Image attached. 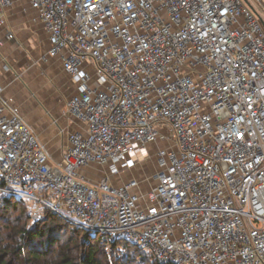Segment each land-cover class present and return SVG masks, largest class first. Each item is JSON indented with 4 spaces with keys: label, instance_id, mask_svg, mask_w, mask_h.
I'll return each instance as SVG.
<instances>
[{
    "label": "built area",
    "instance_id": "built-area-1",
    "mask_svg": "<svg viewBox=\"0 0 264 264\" xmlns=\"http://www.w3.org/2000/svg\"><path fill=\"white\" fill-rule=\"evenodd\" d=\"M23 1L48 36L41 60L59 59L76 86L65 112L84 127L54 160L0 82V193L157 264H264L257 9L248 0H0V30L6 10ZM254 2L264 11V0ZM189 31L203 42L184 39ZM237 97H251L252 108L240 109ZM233 127L250 129L245 142L227 135ZM156 144L151 176L113 181ZM91 164L104 168L96 183L98 170L85 172Z\"/></svg>",
    "mask_w": 264,
    "mask_h": 264
},
{
    "label": "rangeland",
    "instance_id": "rangeland-1",
    "mask_svg": "<svg viewBox=\"0 0 264 264\" xmlns=\"http://www.w3.org/2000/svg\"><path fill=\"white\" fill-rule=\"evenodd\" d=\"M248 1L264 19V11L260 5L254 0ZM32 19V14L14 13L6 19V25L2 29L4 38L2 44L0 43V81L6 88L5 94L15 98L27 123L34 129L40 141L48 147L53 159L59 161L62 158L64 139L59 135L54 124L52 110L54 105L57 110L63 109L75 92L76 86L62 70L59 61L45 63L40 60L41 54L47 48L44 42L45 35L42 25ZM7 30L14 33V39L7 38ZM32 32L35 35L31 36ZM30 37L34 39L31 40ZM157 147L158 144L148 146L145 149L147 155L144 154V150L140 151L139 154L145 157H142L137 168L131 172L132 175L151 176L155 172ZM85 169L89 171L98 169V175L92 179L94 183L104 174V168L99 164H91ZM151 183L146 181L144 187L148 188ZM4 197L0 195V247L2 252H8V261L12 264H24V257L29 255L30 249L32 250V246H28L27 251L22 255L18 252L13 253V248L19 244V230L38 228L45 230L47 234L49 227H54L53 234L61 240L72 234L73 227L67 222L49 217L53 213L50 208L26 200H13V202L11 200L7 203ZM43 240L45 242L49 240L47 235ZM54 248H57V245ZM124 249L128 257L122 255L123 251L119 252L117 249L111 250L107 247L104 249L106 253H103V257L108 262H112L111 264H115L116 258H119L117 264L151 263L149 255L141 250L131 246Z\"/></svg>",
    "mask_w": 264,
    "mask_h": 264
},
{
    "label": "trees",
    "instance_id": "trees-1",
    "mask_svg": "<svg viewBox=\"0 0 264 264\" xmlns=\"http://www.w3.org/2000/svg\"><path fill=\"white\" fill-rule=\"evenodd\" d=\"M2 195L5 196L4 198L7 203H10L11 200L12 202L13 200L24 201V199L19 197L6 194ZM49 217L59 218L60 220L67 222L73 227L72 234L65 240H61L60 237L53 234L55 230L54 227H49L47 234L45 230L38 228L33 230L23 228L19 230V244L13 248V253L18 252L19 255H22L27 251L28 246H32V250H29V255L24 257V264H111L112 262H108L107 259L103 257V253H106L104 251L105 247L110 248L111 250L117 249L119 252L123 251L125 257H128L129 255L126 254L124 248H127L128 246L134 247L123 242L108 244V241L104 236L97 235L93 237L88 232L72 225L54 212ZM45 235L49 238L47 242L43 240ZM55 245H57V248H54ZM43 246H45V248ZM2 251L3 250L0 247V264H12L8 261V252L4 253ZM149 258L151 261L150 264H157L150 256ZM118 261L119 258H116L115 264H117Z\"/></svg>",
    "mask_w": 264,
    "mask_h": 264
},
{
    "label": "crops",
    "instance_id": "crops-1",
    "mask_svg": "<svg viewBox=\"0 0 264 264\" xmlns=\"http://www.w3.org/2000/svg\"><path fill=\"white\" fill-rule=\"evenodd\" d=\"M32 14V16H33V19H32V21L34 20L35 22H38V23H40L41 25H42V23H41V21H40V19H39V15H38V12L36 11V10H34V9H32V8H30V6H29V3L27 2V1H23V2H17V3H15L12 7H9L7 10H6V13H5V25H6V19L8 18V16L10 15V14ZM42 27H43V25H42ZM3 29V28H2ZM0 30V43H1V41H3V38H4V33H3V30ZM43 31H44V29H43ZM34 32V31H33ZM33 32L31 33V36L32 35H35V34H33ZM44 42H45V44H46V49L44 50V52L41 54V56H40V60H41V57L47 52V50H48V48H49V41H48V36H47V34H46V32L44 31ZM31 38V40L32 39H34L33 37H30ZM2 44V43H1ZM42 61V60H41ZM52 61H59L60 62V64H61V61L59 60V59H57V58H49L47 61H43V62H45V63H48V62H52ZM61 67H62V64H61ZM62 70H63V67H62ZM64 71V70H63ZM65 72V71H64ZM65 74L66 75H68L66 72H65ZM1 82V81H0ZM73 83V82H72ZM1 84H2V82H1ZM74 84V83H73ZM3 85V84H2ZM4 86V85H3ZM5 90H6V88H5V86H4V97L5 98H8V97H12V96H8V95H6L5 94ZM76 90V89H75ZM75 93V92H74ZM73 93V94H74ZM72 94V95H73ZM71 95V96H72ZM14 98V97H13ZM15 99V98H14ZM16 101V100H15ZM17 103V102H16ZM67 104V103H66ZM53 109L54 110H52L53 111V113H54V115H53V121H54V124H55V126L57 127V129H58V133H59V135L64 139V144L62 145V147L64 146V145H66L67 144V138H68V135L71 133V132H74V131H78V130H81L84 126L81 124V123H79L78 121H76V120H74L73 118H71V117H69L67 114H66V112H65V110H66V105H65V107L63 106V109H61V110H57V107H56V105H54L53 106ZM20 111H21V109H20ZM21 114H22V111H21ZM23 115V114H22ZM24 117V116H23ZM47 147V146H46ZM48 148V147H47ZM49 150V149H48ZM50 151V150H49ZM51 153V152H50ZM139 156H140V158H141V160H142V157H145L144 155H140L139 154ZM96 165V164H95ZM91 170V169H90ZM94 170H96V169H94ZM98 170V169H97ZM88 170H86L85 169V172H87ZM132 172V171H131ZM131 172H128L127 174L126 173H124L121 177H115L114 178V182L116 183V184H120V183H123V182H125L127 179H129V178H132V177H142V176H144L143 174L142 175H140V176H134V175H132V173ZM97 176V175H96ZM96 176H94V177H96Z\"/></svg>",
    "mask_w": 264,
    "mask_h": 264
},
{
    "label": "snow or ice",
    "instance_id": "snow-or-ice-1",
    "mask_svg": "<svg viewBox=\"0 0 264 264\" xmlns=\"http://www.w3.org/2000/svg\"><path fill=\"white\" fill-rule=\"evenodd\" d=\"M92 7L95 8L96 5L93 4ZM191 27H196V26L192 25ZM197 32H199V28H197ZM205 35H207V34H205ZM184 39L190 40L192 42H201V43L203 42L200 36L192 33L191 31H189V33L184 37ZM237 68H239V65H237ZM80 75L83 76L84 73H80ZM252 75L255 77L256 73H253ZM262 86H264V85H262ZM224 90L228 91L227 88H225ZM257 98L259 99L260 97L258 96ZM237 103H238L240 109H242V110H250L252 108L251 97H249L247 100H244V99H241V98L237 97ZM261 108H262V110H264V100H262V102H261ZM238 115H239V112H238ZM233 123L238 124L239 120H236L234 118V120H230L229 121V124H233ZM237 132H239V134L235 135V133H237ZM245 132H249L250 133V129H245L243 132L239 131V129L236 128V127H233L230 130H226V133H227V135L230 138H234L238 142H241V143L245 142V140H246ZM219 138L223 139L224 137H223V135H221ZM248 147L251 148V145H249ZM144 154L147 155L146 150H145ZM173 172L175 173V169H173ZM164 183L165 184H170V180H165ZM170 187H172L173 189H176L177 186L175 184H170ZM179 194L183 195L182 192L179 193ZM0 195H2V193H0ZM152 211L155 212L156 209L153 208Z\"/></svg>",
    "mask_w": 264,
    "mask_h": 264
}]
</instances>
